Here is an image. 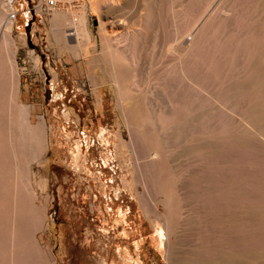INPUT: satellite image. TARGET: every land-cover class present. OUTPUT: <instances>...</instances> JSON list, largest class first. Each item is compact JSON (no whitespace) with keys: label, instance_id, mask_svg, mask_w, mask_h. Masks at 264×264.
Listing matches in <instances>:
<instances>
[{"label":"rangeland","instance_id":"obj_1","mask_svg":"<svg viewBox=\"0 0 264 264\" xmlns=\"http://www.w3.org/2000/svg\"><path fill=\"white\" fill-rule=\"evenodd\" d=\"M71 1L74 6H86L81 23L89 42L85 49L91 51V54L88 51V58L80 54L72 56L65 51L67 48L58 47L57 41H62L60 32L53 36L50 32L55 11L43 16L45 26L41 41L36 39L38 32L31 36L28 34V39L18 45L17 50L20 74L18 99L27 105L32 122L44 121L49 157L43 164L33 160L29 166L32 185L38 197L36 202L42 204L45 211L44 225L36 232L39 247L31 263L39 264L38 261L42 260L43 264H208L213 261L212 256L231 252L239 254V259L249 264H264V143L246 133L245 129H240L244 121L241 127L238 126L239 129L236 127L240 125L239 120L253 117L255 110L260 112L257 103L264 98V11L263 7H259L261 14L259 11L256 13L255 9L253 11V7L257 5L258 8L263 4L262 1L260 4L259 0H226L228 3L222 2V5L226 3L225 6L231 9L229 14L225 6L220 5V9L217 4L214 5L218 0L214 4L213 0H208L211 3L208 9L204 7L208 4L207 0H188L179 8V0H126L123 9L114 6V9H108L103 14L91 11L92 0ZM33 2L35 0H14L13 4L15 9L21 10V3L25 7ZM213 5L218 15L217 10L223 8L228 15L225 13L221 16L224 12L221 11V19L215 16L213 9L215 14L212 16L210 9L214 8ZM202 7L207 10L199 23L205 22V15L208 19L210 14L218 21L211 17L213 21L207 20L209 22H206L204 29L201 28L203 32L198 31L196 35L198 23L188 37L186 35L187 38L183 37L186 39L181 40L180 44L191 49L193 53L189 54H193L194 59L190 60L194 61L189 63V58L183 57L184 53L181 57L190 65L182 59L180 61L184 63L180 64L179 59L180 63H175L174 51L165 50L164 36L173 30H182L186 23H194L202 13ZM67 9L66 6L62 7L61 12L66 13ZM188 13L191 14L189 17ZM146 14H149L150 22L139 30L138 19L145 18ZM37 17L33 14V18ZM102 17L107 22L105 27L110 34L123 33L126 29L135 32L133 29L136 27L137 34L142 35L139 41L143 40L145 45L141 47L143 57L154 58L150 68L142 70L141 65L138 70L140 74L149 73L145 85L148 97L138 95L125 103L118 102V89L109 79L110 70L105 68L99 53L103 40L99 27ZM18 18L24 21L23 11ZM117 20L120 23H116ZM194 34L197 40L193 39ZM171 67L177 71L175 77L179 75L177 79H171L175 83L181 81L180 68L185 67L183 71L192 74V77L188 74L192 78L189 88L191 102L187 113L175 106L173 112L166 111L167 115L162 114V117L159 111L161 104L165 101L170 103L166 96L169 94L166 89L169 88L163 84L167 79L164 74L173 69ZM188 68L189 71L186 70ZM145 75L142 76L144 79ZM91 85L100 89L99 97L90 91ZM232 87H239L240 94L235 96ZM180 88H176V91H181ZM178 92L177 97L182 91ZM256 96H260L259 100ZM213 98L227 101L222 102L225 106H231V114L226 107H216ZM208 99H213V103ZM251 112L254 114L250 115ZM244 116L247 117L244 119ZM184 117H187L186 120ZM188 117L193 118L194 124L191 121L187 124L182 122L191 120ZM196 121H199L198 124ZM188 124L194 125V131L189 127L185 131L183 128L181 131L184 133H180L181 126ZM134 130H138V133L135 134ZM189 130L194 135L186 132ZM185 132L190 136L185 138ZM141 137H144L143 141ZM195 142L197 145L202 143L203 147L199 144L197 149ZM144 164L148 166L147 171ZM197 167L200 169L196 171L198 175L194 171ZM185 170L187 174L183 176ZM189 170L194 175H189L190 178ZM139 175L140 178L144 176V180ZM182 177L187 181L193 180L187 182L188 185ZM179 184H186L184 190L180 189L182 186L179 188ZM178 249L186 254L181 251L182 257ZM176 250L179 253L175 254Z\"/></svg>","mask_w":264,"mask_h":264},{"label":"bare ground","instance_id":"obj_2","mask_svg":"<svg viewBox=\"0 0 264 264\" xmlns=\"http://www.w3.org/2000/svg\"><path fill=\"white\" fill-rule=\"evenodd\" d=\"M133 1V0H130ZM186 1L188 0H179V4L181 7V5H183ZM190 1V0H189ZM195 1V0H193ZM206 1V0H205ZM212 2V0H210ZM209 1V2H210ZM213 0V4H214ZM263 4H261V2ZM59 4L58 6L55 8V13L52 16L51 19V26H50V32H51V36L55 35V33L60 32V38H62V41H57L58 43V47L61 48L65 47L67 49H65V51H69V53L72 56H77L78 54H80V56L82 55L83 58L87 56L88 51L85 49V46L88 45V41H87V37H85V31L83 29V25H82V12L85 11L86 6H84V4H81L79 6H74V4L72 5V1L71 0H58ZM126 2V0H92L90 2V9L92 12L95 13H101L103 14L104 11L108 10L110 11V9H114V6L119 7L121 6V8L123 9V7H125L123 4ZM128 2V1H127ZM197 2V0H196ZM201 2V1H199ZM218 2V3H217ZM217 2H215L214 5L219 6L222 5V2H226V0H218ZM260 2V6L257 5L254 8L253 7V11L255 9V12L259 11L260 12V8L259 7H263V11H264V1L263 0H259ZM14 0H0V28H2V34H3V40H1V42L3 43V45L5 46L4 48H7V53L5 54L6 59L4 62H6L7 64L5 66H7L6 69H2V67H0V264H32L31 263V258L33 256L34 253L37 252V248L39 247V240L36 237V232L39 231L40 229H42L44 222H45V214H44V208L42 204H38L36 202V198L38 199V197L36 196V192L34 189V186L32 185V181H31V176H30V164L32 162H34L33 160H38L40 162L38 163H45L49 157H48V148H47V143H46V130H45V123L42 119H40V121H38L37 123H34L31 121V119L29 118V112H28V107L27 105L20 103L19 102V91H20V74L18 71V68L16 66L15 63V52H16V45L14 43V40L12 39V31L15 25V13H16V9L15 6L13 5ZM80 3V2H79ZM187 3V2H186ZM208 3V0H207ZM220 3V4H219ZM228 3V2H226ZM225 3V5H227ZM257 3V2H256ZM133 4V3H132ZM190 4V3H189ZM200 4V3H199ZM211 4V3H210ZM209 3L204 6L207 8V6L210 5ZM230 4V3H229ZM144 5V4H143ZM202 5V4H201ZM213 5V6H214ZM224 4L222 6H225ZM231 5V4H230ZM263 5V6H262ZM67 7V12H61L62 7ZM127 6V5H126ZM211 6V5H210ZM222 6L220 7V9L222 8ZM191 7V6H190ZM227 8V6H225ZM145 8V7H144ZM200 8V7H199ZM203 8V7H202ZM218 8V7H217ZM229 8V7H228ZM227 8V9H228ZM182 9V8H181ZM208 9V8H207ZM206 9V10H207ZM210 9V8H209ZM216 7L214 6V8L212 7L210 10L212 11V16H214L215 13H213ZM219 9V8H218ZM217 10L219 12H216L215 16H220V12L224 11L221 16H223V14L225 15V13L228 14L231 12V9L229 11H225L224 8L222 10ZM117 10V9H115ZM114 10V12H115ZM119 10V9H118ZM189 10V9H187ZM201 10V8H200ZM206 10L203 8L202 9V13L199 14V17L194 21V23L191 20L190 17V21L192 22L191 25H189L188 23H186L184 25V28H182V30H173L172 33H168L164 36V43L166 48V52H170V51H174L173 53H175V57H173V59H175V63L178 61L177 59H182V54L185 53V55L183 57H186V59L188 60L189 58V63H191V61L194 59L191 55L193 54H189L193 53L192 51H190L188 48V46H183L180 44L181 40L184 41V39H186L188 37L189 32L199 23V21L201 20V18L203 19V15L206 13ZM262 10V8H261ZM185 12V11H183ZM208 12V11H207ZM208 12V13H209ZM256 12V13H257ZM195 13V12H194ZM262 12H260L261 14ZM120 14V13H119ZM211 14H207L209 15L208 19L207 16L205 15V22H200L198 24V26L196 27V35L199 34L198 31H201L204 29V26H206V22H209L207 20H212L215 18L211 16ZM227 14V15H228ZM241 14V13H240ZM82 15V16H81ZM147 16L145 18H139L138 19V29L142 30L144 28V25L149 21V14H146ZM183 15V14H182ZM188 13V17H189ZM226 15V16H227ZM178 16V15H177ZM220 16V17H221ZM118 20L120 19L119 16ZM125 17V16H124ZM183 17V16H182ZM212 17V19H211ZM219 17V18H220ZM185 19V17H184ZM184 19L182 20V22L184 21ZM189 19V18H188ZM194 19V17H193ZM221 19H223V17H221ZM114 20V19H113ZM115 21L116 23H120V21ZM220 20V19H219ZM234 20V19H233ZM236 20V19H235ZM112 21V20H110ZM122 21V20H121ZM178 21V20H177ZM213 21V20H212ZM216 22L218 20H215ZM214 21V23H216ZM230 21V19H229ZM100 22V31H101V39L102 40V51H100V58L103 61V63L106 65V69L110 70V72L108 73L109 76L111 78H109L114 84L115 87H117V91H118V102L119 103H125L130 99H133L135 97H137L138 95L146 97V91H145V85H147V81H148V74H140V72H138L139 67L142 65V67L140 69H144L145 67L150 68L152 63H153V59L149 58V59H145L143 57V51L141 50V47L145 46L143 42V40H141L142 42L139 41V39H141L142 35L137 34L135 28L133 29L135 32H132L129 29H126L125 32L123 33H118V34H110V32L107 31L105 24H107V22L103 19H99ZM125 22V21H123ZM181 22V23H182ZM221 22V21H220ZM224 22V21H223ZM110 23V22H109ZM126 23V22H125ZM219 23V22H218ZM217 23V24H218ZM205 24V25H204ZM214 25V24H213ZM132 26V25H131ZM140 26V28H139ZM148 26V25H147ZM229 26V24H228ZM237 26V25H236ZM162 27V26H161ZM180 27V26H179ZM183 27V26H182ZM203 27V29H201ZM110 28V27H109ZM163 29H165L163 27ZM208 29V28H207ZM237 29V28H236ZM169 30V29H168ZM210 30V27H209ZM110 31V30H109ZM194 31V30H193ZM109 34H108V33ZM170 32V31H169ZM198 32V33H197ZM203 32V31H202ZM210 32V31H209ZM243 32V31H242ZM142 33V32H141ZM165 33V32H164ZM226 33V32H225ZM228 34V33H227ZM226 34V35H227ZM87 35V34H86ZM187 35V37H186ZM196 35L194 34L193 37L195 36V40H197ZM201 35V34H200ZM203 35V34H202ZM256 35V34H255ZM183 37H186L183 39ZM199 37V35H198ZM202 37V36H201ZM204 37V35H203ZM202 37V38H203ZM227 37V36H226ZM190 38V40H191ZM201 38V39H202ZM143 39V38H142ZM204 39V38H203ZM223 39V38H222ZM52 40V39H51ZM200 40V39H199ZM194 41V40H193ZM203 41V40H201ZM0 42V43H1ZM146 43V41H144ZM187 42V41H186ZM195 42V41H194ZM54 43V40H53ZM160 43V42H159ZM190 43V47L192 45V41L189 42ZM242 43V42H241ZM184 44V43H183ZM207 44V43H206ZM61 45V46H59ZM140 47V49L138 48V46ZM194 45V44H193ZM201 45V44H200ZM205 45V44H204ZM56 46V45H55ZM164 46V45H163ZM252 46V45H251ZM234 47V46H233ZM0 48H2L0 46ZM138 48V49H137ZM90 49V48H89ZM195 49V48H194ZM1 50V49H0ZM144 50V49H143ZM164 50V51H165ZM201 50V49H200ZM5 51V50H4ZM64 51V49H63ZM159 51V50H158ZM91 54V51H89ZM95 53V52H94ZM164 53V52H163ZM172 53V54H173ZM197 53V51H196ZM258 53V52H257ZM256 53V54H257ZM200 54V53H199ZM209 54V53H207ZM189 55V56H188ZM79 56V55H78ZM92 56V55H91ZM167 56V55H166ZM94 57V56H93ZM158 57V56H157ZM177 57V58H176ZM188 57V58H187ZM196 57V56H195ZM198 57V56H197ZM256 57V56H255ZM88 58V57H86ZM85 58V59H86ZM97 58V57H96ZM95 58V59H96ZM191 58H193L192 60H190ZM171 59V58H170ZM172 59V60H173ZM186 59H182L183 61ZM215 59V58H214ZM92 60V57H91ZM182 60L177 63H184L182 62ZM213 60V59H212ZM84 61V60H83ZM155 61V60H154ZM160 61V60H159ZM194 61V60H193ZM215 61V60H214ZM93 62V60H92ZM99 62V61H96ZM148 62V64H147ZM188 61H186L187 63ZM257 62V61H256ZM2 63V62H1ZM167 63V62H166ZM174 63V62H172ZM169 62V64H172ZM189 63L188 66L190 65ZM242 63V62H241ZM252 63V62H250ZM237 64V63H236ZM160 65V64H159ZM165 65V63H164ZM173 65V64H172ZM93 66V65H92ZM95 66V64H94ZM101 66V65H100ZM99 66V67H100ZM170 66V65H169ZM187 65L185 64V67ZM261 66V65H260ZM154 67V66H153ZM166 67L168 68V66L166 65ZM175 67V66H174ZM184 67V68H185ZM217 67V66H216ZM243 67V66H242ZM249 67V66H248ZM103 68V66H102ZM155 68V67H154ZM165 68V69H167ZM173 68V67H171ZM176 68V67H175ZM175 68L171 69V70H167L168 72L166 74H164V77L166 79V83L163 82V84H165V88H169L166 89L168 90L169 94L166 96L169 97L170 103L168 102H163L164 104L168 103L167 106H162L164 105L163 103L161 104V107L159 108L160 111V116H162V114L167 115V112L171 111L173 112V107L178 106L179 108L182 109V111H184V113H187L189 110V105H190V93H189V88L191 87V79L188 74H191L189 72H184L182 68H180L178 71L180 73V77L181 81H179V83H175V81L171 80V79H177L176 74L177 71L175 70ZM255 68V67H254ZM262 68H264L262 66ZM260 68V69H262ZM153 69V68H152ZM162 69V68H161ZM178 69V68H177ZM107 70V71H108ZM150 70V69H149ZM164 70V69H163ZM162 70V71H163ZM185 70V69H184ZM189 71V68L186 69ZM255 70V69H254ZM103 71V70H102ZM262 71V70H259ZM165 72V71H164ZM163 72V73H164ZM242 72V71H241ZM161 73V72H160ZM263 74V73H262ZM260 73V76H263ZM141 75V76H140ZM145 75V79L143 78ZM208 75V74H207ZM236 75V74H235ZM143 76V77H142ZM240 76V75H239ZM160 77V76H159ZM173 77V78H172ZM192 77V74H191ZM163 78V77H162ZM263 78V77H261ZM160 79V78H158ZM165 79H163L165 81ZM196 79V78H195ZM143 80V81H142ZM264 81V78L262 79ZM109 81V82H111ZM159 81V80H158ZM168 81V83H167ZM172 81V82H171ZM183 84H182V83ZM194 82V81H192ZM257 82H259V80L257 79ZM111 83V84H113ZM199 83V82H197ZM221 83V82H220ZM240 83V82H239ZM113 84V85H114ZM157 84V83H156ZM160 84V83H159ZM162 84V82H161ZM171 84H175L174 86ZM181 84V86H180ZM196 84V83H195ZM236 84V83H235ZM93 85V84H92ZM90 87V91L93 92L97 97H99V92L100 89H98L95 85ZM255 85V84H254ZM257 85V83H256ZM263 85V83H262ZM167 86V87H166ZM173 86V87H172ZM179 86V87H178ZM195 86V85H194ZM234 86V83H233ZM156 87V86H155ZM154 87V88H155ZM163 89L164 85L162 86ZM161 87V88H162ZM181 87V88H180ZM158 88V87H157ZM157 88L155 90H157ZM176 88H180L181 94L180 96H176ZM201 88V87H200ZM233 88V87H232ZM241 88V87H240ZM263 88V87H262ZM115 89V88H114ZM147 89V88H146ZM160 89V88H159ZM231 89V88H230ZM230 89L228 91H230ZM235 92L234 95H238L240 93H238V89L237 87L233 88ZM244 89H247L246 87ZM260 89V88H259ZM161 90V89H160ZM195 90V89H194ZM208 90V89H207ZM264 90V89H263ZM149 91V90H148ZM147 91V92H148ZM225 91V90H224ZM256 91V90H255ZM178 92V94H179ZM245 92V90H244ZM258 92V91H257ZM230 93V92H229ZM248 93V92H247ZM260 93V92H259ZM161 94L162 90H161ZM149 95V94H148ZM159 95V94H158ZM165 95V94H164ZM233 95V94H232ZM232 95H228L230 97H232ZM207 96V95H206ZM226 95H224L225 97ZM261 96V95H260ZM257 97L258 98H260ZM264 96V95H263ZM148 97V96H147ZM209 97V96H208ZM154 98V97H153ZM210 98V97H209ZM147 99V98H145ZM214 99V98H213ZM213 99L212 101L210 98V102L213 103ZM228 99V98H227ZM226 99V100H227ZM236 99V98H235ZM254 99V98H253ZM216 100V99H214ZM224 102H227L225 100H223V98L221 99ZM234 100V99H233ZM256 100V99H255ZM259 100V99H258ZM257 100V101H258ZM262 100V101H261ZM199 101V100H198ZM197 101V102H198ZM220 100H216L214 103H216V107L219 108H228L229 111L228 113L231 111V106H227L229 104H223L224 102H222ZM248 101V100H247ZM250 101V100H249ZM196 102V101H195ZM200 102V101H199ZM232 102V101H231ZM146 103V102H145ZM252 103V102H250ZM257 103V102H256ZM261 103V104H260ZM260 103H257L258 106H260L257 110H260V112L257 113V111L255 110L254 113L256 112V114L253 117H247L249 119H245L246 117L244 116L243 118L245 120H239L240 125H237L236 127L238 128V126L241 127V125L244 123V127L242 126V128L240 129H245L246 133H250L252 134L254 137H256V139H259L262 143H264V98H260ZM165 104V105H166ZM192 104V103H191ZM195 104V103H194ZM235 104V103H233ZM151 105V104H150ZM201 105V104H200ZM256 105V104H254ZM160 106V105H159ZM205 106V105H204ZM212 106V105H210ZM176 107V111L177 108ZM207 107V106H206ZM250 108V105L248 106ZM256 107H254L253 109H255ZM204 108V107H203ZM252 108V107H251ZM123 109L125 110V108L123 107ZM128 109V108H127ZM154 109V108H153ZM227 109V110H228ZM235 109V108H234ZM252 109V111H253ZM121 110V109H120ZM202 110V109H201ZM209 110V109H208ZM251 110V109H250ZM181 111V110H180ZM203 111V110H202ZM217 113L218 110H216ZM233 111V110H232ZM235 111V110H234ZM233 111V112H234ZM165 112V113H164ZM201 111H199L200 113ZM232 112V113H233ZM198 113V114H199ZM209 113V112H208ZM251 112L250 115L254 114ZM154 114V113H153ZM191 114V113H190ZM189 114V115H190ZM201 114V113H200ZM205 114V111H204ZM231 114V112H230ZM245 114V112L243 113ZM247 114V113H246ZM157 115V114H156ZM159 115V114H158ZM171 115V114H170ZM155 116V115H154ZM159 116V117H160ZM172 116V115H171ZM174 116V113H173ZM185 116V115H184ZM187 116V115H186ZM194 116V115H193ZM200 116V115H199ZM202 116L204 117L203 113ZM243 116V115H241ZM41 117V116H40ZM163 117V116H162ZM42 118V117H41ZM153 118V117H152ZM161 118V117H160ZM167 118V116H166ZM176 118V117H173ZM187 117H184V120H186ZM191 117H188V119ZM207 118V117H206ZM236 118H238L236 116ZM242 118V117H241ZM242 118V119H243ZM159 119V118H157ZM192 119L188 120V121H183L182 122H186L187 123H192ZM209 119V118H208ZM154 120V119H153ZM197 120V119H196ZM199 120V118H198ZM201 120V119H200ZM203 120V118H202ZM237 120V121H238ZM177 121V120H176ZM242 121H244L242 123ZM155 122V121H154ZM197 122V121H196ZM199 122V121H198ZM197 122V124H198ZM184 123H182V125H184ZM207 123V122H206ZM220 123V122H219ZM236 123V122H234ZM156 122H155V126H156ZM178 124V122H177ZM194 124V122L192 123ZM192 124H188L187 126H181L180 129V133H184L185 130H188L189 127L190 129H192L194 131L195 128H193L194 125ZM137 125V124H135ZM176 125V124H175ZM173 127H176V126ZM179 125L180 122H179ZM191 125V126H189ZM48 126V125H47ZM158 126V125H157ZM156 126V128H158ZM178 126V125H177ZM227 126V125H226ZM141 127V126H140ZM171 127V128H173ZM229 127V126H228ZM231 127V126H230ZM167 128V127H166ZM180 128V126H179ZM188 128V129H187ZM162 129L161 124L159 125V130ZM178 129V128H177ZM239 129V128H238ZM237 129V130H238ZM182 130V131H181ZM198 130V129H197ZM195 130V131H197ZM228 130V129H227ZM236 130V129H235ZM167 131V130H166ZM186 131V132H190ZM190 132L193 133L194 132ZM217 131V130H216ZM135 134L138 133V130H134ZM185 132V133H186ZM244 132V133H245ZM186 133L185 134V138L186 136H190V134ZM197 133V132H196ZM203 134V132H202ZM206 134V132H205ZM201 135V134H200ZM204 135V134H203ZM202 135V136H203ZM220 135V134H219ZM167 136V135H166ZM170 136V134H169ZM184 136V135H183ZM245 136V135H244ZM174 137V136H173ZM183 138V137H182ZM184 138V139H185ZM220 138V137H219ZM144 139V137H141V140ZM190 139V138H189ZM248 139V138H247ZM173 140V139H172ZM207 140V139H206ZM143 141V140H142ZM169 141V140H168ZM180 141H184V140H180ZM186 141V140H185ZM200 141V140H198ZM243 141V140H242ZM136 142V141H135ZM200 142H205V140H202ZM199 142V144H200ZM207 142V141H206ZM244 142V141H243ZM247 142V141H246ZM137 143V142H136ZM185 143V142H184ZM196 143V144H195ZM194 145L195 147H198L197 149H199V144L197 145V142H195ZM261 143V144H262ZM183 145V143H181ZM188 145V144H187ZM190 146H193L192 144L189 143ZM188 145V146H189ZM201 147H203V144H200ZM205 145V144H204ZM225 145V144H224ZM137 146V144H136ZM179 146V145H178ZM184 146V145H183ZM209 146V144H208ZM229 146V145H228ZM133 147V146H132ZM194 147V148H195ZM200 147V148H201ZM261 147V145H260ZM174 148V147H173ZM186 148V147H185ZM189 148V147H188ZM223 148V147H222ZM183 150V148H181ZM202 149V148H201ZM205 149V146H204ZM225 149V148H224ZM180 150V149H179ZM185 150V149H184ZM192 150L194 151L195 149L192 148ZM208 150V149H207ZM196 151V150H195ZM179 152V151H178ZM181 152V151H180ZM183 152V151H182ZM200 152V151H199ZM198 152V155H200V153ZM205 152V151H202ZM201 152V155H203V153ZM218 152V151H217ZM170 153V152H169ZM188 153V152H187ZM206 153H208V151H206ZM135 154V153H134ZM177 154V153H176ZM186 154V153H185ZM189 154V153H188ZM212 154V153H211ZM235 154V153H234ZM179 155V154H178ZM184 155V154H183ZM197 155V156H198ZM206 155V154H205ZM134 156V155H133ZM150 156V155H149ZM175 156V155H174ZM264 156V154H263ZM143 157V156H142ZM244 157V156H243ZM259 157V156H258ZM144 158V157H143ZM223 158V157H222ZM256 158V157H255ZM140 159V158H139ZM201 159V158H200ZM145 160V159H144ZM143 160V161H144ZM32 161V162H31ZM200 161V160H199ZM211 161V160H210ZM138 163V162H137ZM146 163V162H145ZM190 163V162H189ZM200 163V162H199ZM205 163V162H203ZM208 163V162H207ZM262 163V162H261ZM147 164V163H146ZM144 164L145 167V171L148 170V166ZM195 164V163H194ZM202 164V162H201ZM255 164V163H254ZM198 165V164H197ZM208 165V164H207ZM215 165V164H214ZM238 165V164H237ZM176 166V164H175ZM201 166V165H200ZM203 168L205 167L204 164H202ZM221 166V165H220ZM139 167V166H138ZM150 167V166H149ZM193 168V167H192ZM191 168V169H192ZM198 168V167H197ZM221 168V167H220ZM195 169V168H194ZM223 169V168H222ZM231 169V168H230ZM264 169V166H263ZM198 170L199 172V168L194 170L195 174L196 171ZM259 170V169H257ZM256 170V171H257ZM193 171V170H192ZM191 171V172H192ZM203 171V169H202ZM182 172V171H181ZM186 172V170H185ZM231 172V171H230ZM234 172V171H233ZM188 177L190 178L189 175H193L190 174V170L188 171ZM193 173V172H192ZM202 173V172H201ZM236 173V172H234ZM241 173V172H240ZM252 173V172H251ZM147 174V173H146ZM187 174V172L185 174H183V176H185ZM200 174V173H199ZM181 175V174H180ZM198 175V174H196ZM260 175V174H259ZM141 175H139L140 178ZM194 176V175H193ZM208 176V175H207ZM219 176V175H218ZM224 176V175H223ZM222 176V177H223ZM238 176V175H237ZM251 176V175H250ZM192 177V176H191ZM205 177V176H204ZM213 177V176H212ZM216 177V176H215ZM221 177V178H222ZM141 178H143L144 180V176H142ZM140 178V179H141ZM197 178V177H196ZM181 179V178H180ZM179 179V180H180ZM183 179V177H182ZM182 179L180 180V183H182ZM186 180V184H188L187 182L192 181L191 179H189V181H187L186 178H184ZM183 179V180H184ZM223 179V178H222ZM259 179V178H258ZM142 180V179H141ZM184 180V181H185ZM227 180V179H226ZM183 181V183H184ZM197 181V180H196ZM195 181V182H196ZM200 181V179H199ZM197 181V182H199ZM203 181H205L203 179ZM222 182H224L223 180H221ZM220 181V182H221ZM220 182H217L220 184ZM143 183V182H142ZM190 183V182H189ZM194 183V182H193ZM185 184V185H186ZM195 184V183H194ZM204 184V183H203ZM209 184V183H207ZM211 184V183H210ZM250 184V182H249ZM148 185V184H147ZM150 185V184H149ZM185 185H181L179 184V188L183 189L185 188ZM190 185V184H188ZM240 185V184H239ZM238 185V186H239ZM248 185V184H247ZM193 186V185H192ZM195 186V185H194ZM198 186V185H197ZM210 186V185H208ZM254 186V185H253ZM190 187V186H189ZM216 187V186H215ZM219 187V186H218ZM240 187V186H239ZM220 188V187H219ZM237 188V187H236ZM210 189V188H208ZM222 189V187H221ZM188 190V189H187ZM223 190V189H222ZM238 190V189H237ZM224 191V190H223ZM244 191V190H243ZM218 192V191H217ZM240 192V191H239ZM246 192V191H245ZM219 193V192H218ZM244 193V192H243ZM217 195V194H216ZM143 195H140V198H142ZM209 196V195H208ZM219 197V196H218ZM224 198V197H223ZM226 199V198H224ZM258 201V200H257ZM222 202V201H221ZM185 203V202H184ZM186 204V203H185ZM184 204V205H185ZM190 204V203H189ZM217 204V203H216ZM227 204V203H226ZM188 205V204H187ZM212 205V204H211ZM245 205V204H244ZM196 206V205H195ZM219 206V205H218ZM241 206V205H240ZM235 207V206H234ZM239 209V208H238ZM255 209V208H254ZM206 210V209H205ZM227 210V209H226ZM248 210V209H247ZM224 211V210H223ZM241 211V210H240ZM184 212V211H183ZM237 213V212H236ZM221 214V213H220ZM241 214V213H240ZM253 214V213H252ZM261 214V213H260ZM248 215V214H247ZM230 216V215H229ZM212 217V216H211ZM224 217V216H223ZM239 217V216H237ZM213 218V217H212ZM235 218V217H234ZM245 218V217H244ZM263 218V217H262ZM215 219V218H214ZM213 219V220H214ZM225 219V218H224ZM229 219V218H228ZM232 219V218H231ZM237 219V218H236ZM239 219V218H238ZM252 219V218H251ZM208 220V219H207ZM249 220V219H248ZM233 221V220H231ZM237 221V220H235ZM225 222V221H224ZM238 222V221H237ZM227 223V222H226ZM230 223V222H229ZM234 223V222H233ZM242 223V222H241ZM212 224V222H211ZM263 224V223H262ZM226 225V224H225ZM237 225V223H236ZM248 225V224H247ZM231 226V225H230ZM238 226V225H237ZM262 227V226H261ZM229 228V227H228ZM263 228V227H262ZM260 229V228H259ZM226 230V229H225ZM204 231V230H203ZM206 231V230H205ZM215 233V232H214ZM213 233V234H214ZM234 235V234H232ZM243 235V234H242ZM247 235V233H246ZM215 237V236H214ZM233 237V236H232ZM240 240V239H239ZM236 241V238H235ZM260 241V240H259ZM233 243V242H232ZM236 243V242H235ZM240 243V242H239ZM238 245V244H237ZM200 247V246H199ZM248 247V246H247ZM235 248V247H234ZM239 249V248H238ZM246 249V248H245ZM175 250V249H174ZM179 250V249H178ZM178 250H176L174 253L177 254ZM236 250V249H235ZM180 251V250H179ZM183 253H185L183 250H181ZM180 251V253H181ZM205 251V250H204ZM244 251V250H243ZM254 251V250H253ZM252 251V252H253ZM224 252V251H223ZM234 252V251H233ZM239 252V251H238ZM237 252V253H238ZM171 253V252H170ZM179 253V252H178ZM219 253V252H218ZM220 252V255L217 254V257H213V261L212 259L210 261L212 262H208V264H249L248 262H245V260H240L238 255L239 254H230L231 252H227L228 254H225L226 252H224V254ZM182 254V253H181ZM186 254V253H185ZM242 252L240 253L241 256ZM256 255V253H255ZM254 255V256H255ZM262 255V254H261ZM177 256V255H176ZM175 256V257H176ZM184 255L182 254V257ZM246 256V254H245ZM244 256V258H245ZM172 257V256H171ZM178 257L182 258L180 255H178ZM177 257V258H178ZM257 257V255H256ZM243 258V256H242ZM248 258V256H247ZM250 258V257H249ZM252 260H254V257H251ZM260 258V257H259ZM203 259V258H202ZM175 260V259H174ZM173 260V261H174ZM179 260V259H177ZM175 260V261H177ZM42 261V260H41ZM38 261L39 264H43V262ZM174 261V262H175ZM181 261V260H180ZM257 262V261H256ZM45 263V262H44ZM50 263V262H49ZM173 263V262H172ZM177 263V262H175ZM261 263V262H260ZM171 264V263H170ZM262 264V263H261Z\"/></svg>","mask_w":264,"mask_h":264},{"label":"crops","instance_id":"obj_3","mask_svg":"<svg viewBox=\"0 0 264 264\" xmlns=\"http://www.w3.org/2000/svg\"><path fill=\"white\" fill-rule=\"evenodd\" d=\"M20 6H21V10L16 8L15 25H14V28L12 31V39L14 40V43L16 45L15 63H16L17 68H18V64H17L18 45H22L23 41L26 40V38L28 39V36H29L28 34H30V36H31L32 34L34 35L37 32H38V36L36 35V39L38 42L41 41V39L43 38L42 33H43L44 26H45L44 18L42 16L38 15L37 19H35L33 17L30 18V16L27 15L25 12L26 6L23 7L22 3L20 4ZM22 11L24 13V21L22 20V18H20V19L18 18L19 14ZM2 33H3L2 28H0V36L1 35L3 36ZM0 46L2 47V48H0L1 49L0 50V67H2V69H6L7 66H5V65L7 63L4 61L6 59L5 54L7 53V50H6L7 48H4L5 46L3 45L2 42L0 43Z\"/></svg>","mask_w":264,"mask_h":264},{"label":"built area","instance_id":"obj_4","mask_svg":"<svg viewBox=\"0 0 264 264\" xmlns=\"http://www.w3.org/2000/svg\"><path fill=\"white\" fill-rule=\"evenodd\" d=\"M26 4L25 12L30 18L34 15L46 16L52 13L58 6V0H35V2ZM16 15V13H15Z\"/></svg>","mask_w":264,"mask_h":264}]
</instances>
